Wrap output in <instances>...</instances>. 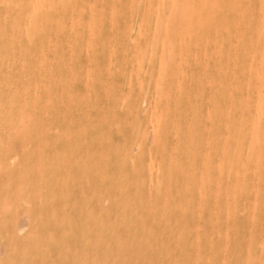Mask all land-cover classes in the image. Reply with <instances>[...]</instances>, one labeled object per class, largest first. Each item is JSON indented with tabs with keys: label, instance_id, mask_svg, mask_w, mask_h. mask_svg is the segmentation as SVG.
Returning a JSON list of instances; mask_svg holds the SVG:
<instances>
[{
	"label": "bare ground",
	"instance_id": "bare-ground-1",
	"mask_svg": "<svg viewBox=\"0 0 264 264\" xmlns=\"http://www.w3.org/2000/svg\"><path fill=\"white\" fill-rule=\"evenodd\" d=\"M0 264H264V0H0Z\"/></svg>",
	"mask_w": 264,
	"mask_h": 264
},
{
	"label": "rangeland",
	"instance_id": "rangeland-1",
	"mask_svg": "<svg viewBox=\"0 0 264 264\" xmlns=\"http://www.w3.org/2000/svg\"><path fill=\"white\" fill-rule=\"evenodd\" d=\"M143 103H144V102H143ZM143 103H141V106H142ZM143 105H144V106H143V108H144L146 104L144 103ZM142 111H143V110H142ZM144 111H145V109H144Z\"/></svg>",
	"mask_w": 264,
	"mask_h": 264
}]
</instances>
